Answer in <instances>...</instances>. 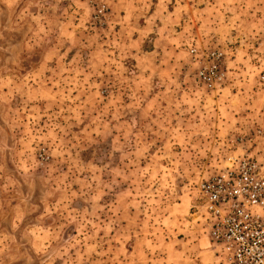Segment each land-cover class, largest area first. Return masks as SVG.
<instances>
[{
    "label": "rangeland",
    "instance_id": "rangeland-1",
    "mask_svg": "<svg viewBox=\"0 0 264 264\" xmlns=\"http://www.w3.org/2000/svg\"><path fill=\"white\" fill-rule=\"evenodd\" d=\"M263 18L264 0H0V264H213L197 187L232 155L264 171ZM192 48L225 54L218 91Z\"/></svg>",
    "mask_w": 264,
    "mask_h": 264
},
{
    "label": "built area",
    "instance_id": "built-area-1",
    "mask_svg": "<svg viewBox=\"0 0 264 264\" xmlns=\"http://www.w3.org/2000/svg\"><path fill=\"white\" fill-rule=\"evenodd\" d=\"M261 22L264 31V18ZM188 55L195 87L214 92L225 85L222 51L192 48ZM194 209V223L207 239L213 264H264V171L255 161L228 157L197 187Z\"/></svg>",
    "mask_w": 264,
    "mask_h": 264
},
{
    "label": "crops",
    "instance_id": "crops-1",
    "mask_svg": "<svg viewBox=\"0 0 264 264\" xmlns=\"http://www.w3.org/2000/svg\"><path fill=\"white\" fill-rule=\"evenodd\" d=\"M229 124V123H228ZM232 124V123H231ZM232 125H228V127H231ZM200 236V235H199Z\"/></svg>",
    "mask_w": 264,
    "mask_h": 264
}]
</instances>
